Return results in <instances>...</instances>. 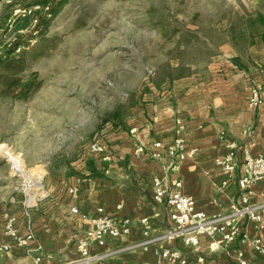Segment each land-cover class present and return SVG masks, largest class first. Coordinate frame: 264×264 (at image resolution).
Listing matches in <instances>:
<instances>
[{
    "label": "rangeland",
    "instance_id": "obj_1",
    "mask_svg": "<svg viewBox=\"0 0 264 264\" xmlns=\"http://www.w3.org/2000/svg\"><path fill=\"white\" fill-rule=\"evenodd\" d=\"M30 3L0 0V57L16 62L0 68V216L30 206L27 179H41L37 207L62 178L89 179L83 149L165 91L168 68L174 82L205 78L220 54L252 47L264 16V0H66L51 17Z\"/></svg>",
    "mask_w": 264,
    "mask_h": 264
},
{
    "label": "crops",
    "instance_id": "obj_2",
    "mask_svg": "<svg viewBox=\"0 0 264 264\" xmlns=\"http://www.w3.org/2000/svg\"><path fill=\"white\" fill-rule=\"evenodd\" d=\"M243 55L233 50L220 54L206 67L205 78L193 75L168 84L157 98L144 103L129 117L126 128L115 127L105 132L100 142L110 160L102 162L94 157L102 177L86 179L89 175L84 172L64 177L57 189H50L49 196L39 207L36 203L14 214L0 216V222L15 217L21 235L29 232L34 235L31 252L13 247L10 252L0 253V264H31L34 257H40L42 264L77 261V242L93 226L90 221L73 216V207L91 216L102 208L117 223H131L128 236L107 239L104 247L93 244L92 254H110L145 241L139 225L142 219L151 222L147 239L159 238L170 230L171 224L168 208L153 200V180L156 178L167 188L180 181L181 192L191 197L196 208L207 215L227 214L239 206L243 192L237 182L244 169H239L230 179L221 173L215 161L226 156L230 143L248 149L253 157L264 152L262 34ZM238 56L240 66L232 62ZM255 91L263 100L259 108L249 106ZM176 118L185 124L186 151H193V154L173 169L172 159L156 151L154 144L172 142ZM132 130L136 132L132 133ZM139 146L146 152L137 156L135 150ZM154 153H159L160 157L153 158ZM224 182L226 186H223ZM74 188L78 190L76 200L70 194ZM253 190V201L264 203V182L255 185ZM238 228L240 237L229 255L220 241L204 239L198 249H193L179 240H161L152 243L147 251H124L104 261L105 264H182L183 260L186 264H236L237 252L242 251L249 263L264 264V257L256 255L251 244L240 243L244 236L259 237L264 241V231L247 221L239 222ZM3 243L11 242L0 240V244ZM165 250L180 251L181 260L163 258Z\"/></svg>",
    "mask_w": 264,
    "mask_h": 264
},
{
    "label": "built area",
    "instance_id": "obj_3",
    "mask_svg": "<svg viewBox=\"0 0 264 264\" xmlns=\"http://www.w3.org/2000/svg\"><path fill=\"white\" fill-rule=\"evenodd\" d=\"M263 105V100L258 91L252 94L249 102L251 108H259ZM186 127L180 118L175 120L174 139L169 144L155 143L156 151L165 153L172 159L173 169H177L179 164L190 158L193 151L187 152L184 140ZM135 133L136 130H132ZM228 153L225 157L216 159L215 165L221 173L228 178H234L239 169H244V174L238 179V188L243 192L241 203L233 208V211L227 214L207 215L196 208L195 201L181 192L182 183L175 182L172 187L167 188L161 179L153 180V200L156 204L165 205L169 210V222L171 228L168 232L155 240L147 239L151 230V222L149 219H142L139 225L142 228V235L146 238L141 243L134 244L125 249L112 252L110 254L96 255L92 254L93 244L104 247L107 239H118L130 234L131 223L125 221L117 223L110 218L104 211L99 208L93 216L80 211L78 207L71 209L73 216L82 220L91 222L93 228L88 231L85 236L77 242L78 260L71 263L62 264H105V259L111 255L119 254L124 251L143 250L147 251L148 247L157 241H181L184 246L198 249L204 239L212 241H220L222 248L227 255L230 254L234 244L240 237L238 224L241 221H247L256 226L259 231H264V203L253 201L255 196L254 186L264 182V152L253 157L246 148H239L236 144L227 145ZM239 151L242 152L239 155ZM146 152L142 146L136 147L135 154L137 156ZM99 158L102 162H108L105 146L97 138L83 149L80 162H87L90 158ZM153 158H159V153H154ZM226 186V183H223ZM70 194L76 200L78 198V190L76 188L70 190ZM37 203V201H36ZM32 207V206H28ZM7 239L11 243L0 244V253L10 252L16 247L27 252H31L30 245L34 242V235L29 232L21 235L17 229V220L15 217H7L0 222V240ZM241 244L249 243L252 251L264 257V241L259 237H246L240 241ZM163 258H172L181 260L180 251L165 250L162 253ZM186 264V261H181ZM31 264H42L40 257H34ZM236 264H251L244 256L242 251L237 252Z\"/></svg>",
    "mask_w": 264,
    "mask_h": 264
},
{
    "label": "trees",
    "instance_id": "obj_4",
    "mask_svg": "<svg viewBox=\"0 0 264 264\" xmlns=\"http://www.w3.org/2000/svg\"><path fill=\"white\" fill-rule=\"evenodd\" d=\"M65 1L66 0H60L57 3V0L56 1L55 0H31V3L29 4V8H32L33 6H37V7H39V9L41 11H46L48 17H51V16L55 15L58 12L59 6H61L62 3L65 2ZM24 18L25 19H23V20L21 18H19V20H17V21H23V25L20 27L21 29L30 27L31 24H32L30 17H24ZM48 21H49L48 18L45 19L44 23L42 25L45 26V24H47ZM258 25H259L260 28H257ZM251 27L255 30V32H260L262 30L261 34L264 37V16L263 15H257L256 19L251 22ZM233 32H234V29H232V33ZM242 36L243 35L236 36V34H234V36L231 37L230 42L233 41V42H237L238 43V41L241 38L243 39ZM243 40L247 41L245 39V37H244ZM248 40H249V41H247L248 44H250V46H253L254 45V33H250V36H249ZM232 62L234 63V65L240 66V63H239L240 62V56H238L236 58H233ZM15 63H16L15 61L11 60V54L10 53H9V56L7 57L6 60H3L0 57V68L2 66L12 67L13 64H15ZM167 71H168V73H167L168 76L166 77V81L165 82L172 84L176 80L174 75H173V73H172L175 70H173L171 68H168ZM33 89H34V82L33 81H29L27 84L23 85L22 90L19 92L20 98L23 99V100L28 99V97L31 94ZM116 127H117V125H116ZM121 127L122 128H126V125L124 124V122H122ZM86 166H87V170L90 172V178L93 179V178L102 177L101 171L96 167L94 158H90L87 161V165Z\"/></svg>",
    "mask_w": 264,
    "mask_h": 264
},
{
    "label": "bare ground",
    "instance_id": "obj_5",
    "mask_svg": "<svg viewBox=\"0 0 264 264\" xmlns=\"http://www.w3.org/2000/svg\"><path fill=\"white\" fill-rule=\"evenodd\" d=\"M18 165L19 167H21V172L23 171L22 170V167H24V164L21 163V162H18ZM24 169V168H23ZM25 178H29L28 176H26ZM39 180L41 181L40 177L36 178V179H27L26 181V189L24 190L27 194V196L29 197V201H28V204L30 206L34 205L37 201V197L38 195L39 196H42L43 193L39 194L41 192L40 190V186L41 183H39Z\"/></svg>",
    "mask_w": 264,
    "mask_h": 264
}]
</instances>
